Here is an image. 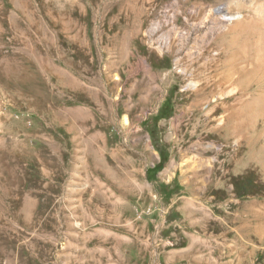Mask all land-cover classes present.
Here are the masks:
<instances>
[{"label": "rangeland", "instance_id": "1", "mask_svg": "<svg viewBox=\"0 0 264 264\" xmlns=\"http://www.w3.org/2000/svg\"><path fill=\"white\" fill-rule=\"evenodd\" d=\"M0 264H264V0H0Z\"/></svg>", "mask_w": 264, "mask_h": 264}, {"label": "bare ground", "instance_id": "2", "mask_svg": "<svg viewBox=\"0 0 264 264\" xmlns=\"http://www.w3.org/2000/svg\"><path fill=\"white\" fill-rule=\"evenodd\" d=\"M209 46V45H208ZM207 48V47H206Z\"/></svg>", "mask_w": 264, "mask_h": 264}]
</instances>
